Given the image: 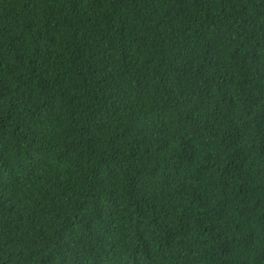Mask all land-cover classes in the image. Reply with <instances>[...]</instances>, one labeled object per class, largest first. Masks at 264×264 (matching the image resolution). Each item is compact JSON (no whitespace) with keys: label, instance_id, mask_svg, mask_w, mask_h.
<instances>
[{"label":"trees","instance_id":"1","mask_svg":"<svg viewBox=\"0 0 264 264\" xmlns=\"http://www.w3.org/2000/svg\"><path fill=\"white\" fill-rule=\"evenodd\" d=\"M0 264H264V0H0Z\"/></svg>","mask_w":264,"mask_h":264}]
</instances>
